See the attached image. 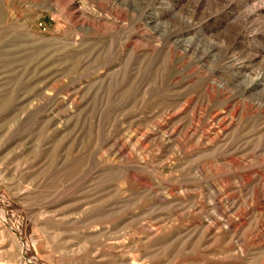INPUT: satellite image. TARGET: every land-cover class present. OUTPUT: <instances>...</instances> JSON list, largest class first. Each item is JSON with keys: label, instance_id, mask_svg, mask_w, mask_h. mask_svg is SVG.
<instances>
[{"label": "rangeland", "instance_id": "1", "mask_svg": "<svg viewBox=\"0 0 264 264\" xmlns=\"http://www.w3.org/2000/svg\"><path fill=\"white\" fill-rule=\"evenodd\" d=\"M0 264H264V0H0Z\"/></svg>", "mask_w": 264, "mask_h": 264}, {"label": "bare ground", "instance_id": "2", "mask_svg": "<svg viewBox=\"0 0 264 264\" xmlns=\"http://www.w3.org/2000/svg\"><path fill=\"white\" fill-rule=\"evenodd\" d=\"M70 1V0H69ZM73 3V2H72ZM72 17H74V15L72 16ZM71 18V17H70ZM75 18V17H74ZM163 120H165V119H163ZM223 120V119H222ZM166 121V120H165ZM165 121H163L165 124H168L167 123V121L165 122ZM224 121V120H223ZM158 125H156L157 126V128L160 130V131H164V134H165V136H166V134L168 135L169 134V137H171L173 134H174V132H175V130H174V132L172 133V132H169L168 130H167V126L164 124V125H159V123H157ZM218 124V123H217ZM221 125H222V123H221ZM213 126V125H212ZM223 126V125H222ZM199 128V127H198ZM174 128H172V130H173ZM197 127L195 126L194 127V131H193V135H192V141L194 140V139H196V137L198 138V139H196V145L197 146H192V147H198L199 146V144H200V138L201 137H198V134H197ZM216 133H218V132H216ZM203 135V134H202ZM206 136H210V135H208V134H205ZM216 135H218V134H216ZM215 135V136H216ZM206 136H204V137H206ZM208 138H210V137H208ZM202 139V138H201ZM216 139V138H215ZM203 140V139H202ZM213 141H214V137H213ZM210 142V141H209ZM212 143V142H211ZM181 144V143H180ZM190 146V147H191ZM191 147V148H192ZM201 147V146H200ZM186 151V150H185ZM191 151V150H190ZM119 152V151H118ZM120 156V155H119Z\"/></svg>", "mask_w": 264, "mask_h": 264}]
</instances>
